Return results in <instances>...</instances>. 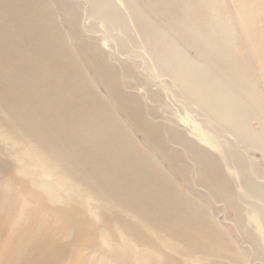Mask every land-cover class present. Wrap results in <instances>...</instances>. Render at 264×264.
<instances>
[{"label":"bare ground","instance_id":"bare-ground-1","mask_svg":"<svg viewBox=\"0 0 264 264\" xmlns=\"http://www.w3.org/2000/svg\"><path fill=\"white\" fill-rule=\"evenodd\" d=\"M90 1L120 50L147 60L211 123L264 154V125L253 128L258 116L239 90L264 110L262 91L225 0ZM231 2L264 78V0ZM77 13L63 0H0V154L22 183L18 195L0 193V239L12 244L1 252L13 260L27 248L37 264H248L206 205L177 184L190 159L202 187L236 204L218 155L202 145L214 148V139L167 108L169 115L153 108L146 115L121 89L100 41L80 30ZM134 66L125 71L144 86ZM150 95L156 104L166 99L161 90ZM255 210L264 227V209Z\"/></svg>","mask_w":264,"mask_h":264},{"label":"rangeland","instance_id":"rangeland-1","mask_svg":"<svg viewBox=\"0 0 264 264\" xmlns=\"http://www.w3.org/2000/svg\"><path fill=\"white\" fill-rule=\"evenodd\" d=\"M63 1H65L69 5L71 4V6L74 7L75 10L78 12L77 14H79L78 15L79 27H80V30L83 32V34L86 37H90V38L92 37L95 39L97 38V40L100 41V46H101V48H103V51H105V53L107 54L109 62L111 64L115 65V67L117 68V78H118V81L120 83L121 89L125 93L130 95L132 98L136 99L137 102L139 101V105L142 108V110L146 113V115L149 114L147 112V110L150 111L153 109H157V111H159L163 115H169L170 113L168 111H170V112L176 114L177 116L184 118L183 120L180 118L181 123L187 125L188 128H191V130L194 131L195 133H198L200 131L202 132V130H203V132H202L203 136L202 137L204 139H206V137H208V136H209V138L212 137L214 139V142H215L213 144L214 148L211 147L208 143L205 144L203 142L202 145H205V147L212 149L218 155L219 164L222 166L223 171L226 174L228 181H230V183H231V186L233 189L232 193L235 196L236 204L233 206H230L227 203H225L224 201L220 200L219 197L216 196V194L213 191H211L208 188L202 187L198 183V170L196 168V165L190 159H187L185 162V166L188 167V170H187L188 175L187 174L186 175H178L177 176V184H178L180 189L188 190L193 196L195 195L194 197H196L197 200L202 201L206 205V208H207V211L209 212V214L216 220V222L220 225V227H222L224 230H226V232L230 238L229 240L232 243L233 247L235 249H237V251H240V252H243L244 254H246V256H247L246 260H248V264H264V227L262 226L261 221L259 219H257V217H256L257 213L255 210L256 207L264 209V179H263L264 178V154L258 148L246 146L243 143L239 144L240 142L237 141V139L234 138V136L232 134H229V132H226V131L224 133V130H222V129L220 130L217 126H215L213 123H211L208 119V116H205L206 115L205 113L199 112L200 110L198 109V107H195L194 105L192 106L181 95L180 89L174 85L173 81H171L169 76H166L162 73H157L159 75H155V72H153L149 68V66L147 65V60L143 59L142 57H137V56L135 57L131 54L126 55V53H124L122 50H120L121 48L119 49L120 46H119L118 37L115 34L111 33V31L108 29V27H106V23H104L101 19L96 18V16L93 15V7L94 6H93L92 1H90V0H82V1L81 0H63ZM77 1L78 2L80 1V2L78 3ZM225 2L227 3L226 6L228 9V13L230 14L231 18L234 19L233 20L234 23H236L235 26H236V30L238 33L239 42L242 45V47H244L246 54L248 52V54H247L248 61L250 62L249 64L251 66V69L254 71V74L258 80L260 90L262 91L261 94H262L263 103H264V78H262L263 76H262L261 71L259 69V65L257 64L256 58L254 56V52H253V50H251L252 48L249 44V41H247L248 38L246 37V34L244 32L245 30L243 29V27L241 26V24L237 20L235 5L232 4L231 0H225ZM139 4L142 5V3H140V2H139ZM233 5H234V7H233ZM79 8H81V9H79ZM88 8H90V9H88ZM59 15H58V22L60 23V25L64 29L68 30L69 24L67 22L68 21L67 17L62 13H60ZM91 15H92V19H90ZM87 17H88V19H87ZM81 20H83V21H81ZM89 20H90V22H89ZM157 21L160 22V20H157ZM89 24L92 26H90ZM102 27H103V30H102ZM82 28H84V29H82ZM108 33H110L109 36H108ZM109 38H110V41H108ZM102 42H103V44H102ZM117 42H118V44H117ZM114 48H116V49H114ZM117 52H119V53H117ZM198 53L199 52L196 48H194V47L188 48V56L190 59H196L198 56ZM208 62L211 64L210 60ZM141 63H143V64H141ZM134 64H135V66L133 68H135V70L137 71V72L136 71L135 72L137 74H140V77H144V79L146 81V84L144 86L138 85L136 83L137 80L134 77L129 76V74L126 73V71H125V69L128 65L132 66ZM254 64H255V66H254ZM252 65L254 67H252ZM217 72L228 83L235 85L230 76L226 75L221 70H217ZM148 73L152 74V75L149 76ZM223 75H225L226 77ZM161 77H162V79H161ZM96 82H97V87H99L98 89H99L100 93L103 96L110 97V94L108 93L106 88L103 85H101L100 82H98V81H96ZM168 86L171 87L172 89L169 88ZM167 87H168V89H167ZM153 90H161V92H163L165 94L166 99L164 100V103L156 104L153 102V99L151 98V95H150V92ZM142 91H144V92H142ZM239 91H240V93H242V96H244L245 101H247V103L251 106V108L256 112V114L258 116L259 120H255L256 122H252L253 123L252 126H255L253 128H255L256 131L260 130L261 125H264V110H261L257 106V104H255L254 101H252L250 99V96H248V94L246 92L241 91V90H239ZM103 92H104V94H103ZM178 96H180V97H178ZM172 97H173V99H172ZM179 98H180V100H179ZM181 101H183V102H181ZM146 104H148V105H146ZM187 104L190 106V108L194 109V112L192 111V109L189 108V106ZM161 106H162V108H161ZM183 106H186L187 108L183 107ZM166 108L168 109V111L165 110ZM184 109H185V111H184ZM186 111H187V115H186ZM188 111H189V113H188ZM193 114H195V115H193ZM170 116H173V115H170ZM197 116L198 117L200 116V117L198 118ZM147 117L152 122L154 121L156 123H159V124L161 123L163 125L169 126L168 121L164 122L161 119H157L155 121V120H152V118L149 117V115ZM194 117L195 118L197 117V119H195V121H194ZM198 120H200V121H198ZM262 120H263V122H262ZM159 121H162V122H159ZM202 121L204 123H202ZM205 121H206V123H205ZM185 122H187V124ZM212 126H213V128H212ZM201 127H203V128H201ZM206 129H209V131ZM216 130H217V132H216ZM205 131H207V132L205 133ZM137 136L142 141V136L138 135V134H137ZM171 145H172L171 148L173 150L179 151V152L183 151V148L180 145H178L176 143H171ZM236 147H237V149H236ZM238 151H240V152H238ZM246 156L248 157V160H247ZM235 157H237V158H235ZM9 159H10L9 157H5V156L0 154V193L6 192V194H12L15 196V195H18V193L21 189L20 187L22 186L21 185L22 183L16 177L18 175V170L11 165ZM192 170H193V172H191ZM252 179H255V180H252ZM244 182H246V183H244ZM254 184H256V185H254ZM202 202H200V204L203 205ZM238 214H240V215H238ZM236 217H241L242 219L245 220L242 228H239V226L236 224V222H235ZM0 227L3 228L2 225ZM227 229H229V230H227ZM251 236L252 237L254 236L256 239H253ZM5 241H6V239H0V264H37L36 259L38 258L39 255H37L34 260L31 259L32 258L31 254H28L26 256L27 248H25L24 253L20 257L12 260V256H11L10 257L11 260H9L8 255L11 251H9V250H6L4 252H1V251L4 248H11L12 244L5 245ZM59 243H63V242H59ZM257 250H258V256L256 255ZM35 254L36 253H33V255H35ZM67 259H69V258H67ZM223 261L228 262V260L226 258L223 259ZM61 262H63V261H61ZM61 262H60V264H64ZM42 264H44V263H42ZM54 264H59V263H54ZM74 264H84V263L82 261H75Z\"/></svg>","mask_w":264,"mask_h":264}]
</instances>
